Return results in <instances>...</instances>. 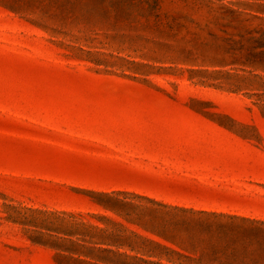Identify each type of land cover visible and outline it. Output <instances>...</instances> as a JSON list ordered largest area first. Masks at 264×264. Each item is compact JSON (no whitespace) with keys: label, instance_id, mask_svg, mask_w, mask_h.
Instances as JSON below:
<instances>
[{"label":"rangeland","instance_id":"obj_1","mask_svg":"<svg viewBox=\"0 0 264 264\" xmlns=\"http://www.w3.org/2000/svg\"><path fill=\"white\" fill-rule=\"evenodd\" d=\"M0 264H264V0H0Z\"/></svg>","mask_w":264,"mask_h":264}]
</instances>
